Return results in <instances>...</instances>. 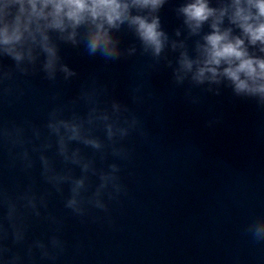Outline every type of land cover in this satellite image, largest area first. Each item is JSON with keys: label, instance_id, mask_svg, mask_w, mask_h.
Listing matches in <instances>:
<instances>
[{"label": "clouds", "instance_id": "1", "mask_svg": "<svg viewBox=\"0 0 264 264\" xmlns=\"http://www.w3.org/2000/svg\"><path fill=\"white\" fill-rule=\"evenodd\" d=\"M166 7L178 21L171 32ZM64 46L106 65L145 58L152 75L170 73L189 105L229 89L264 111V0H0V264H63L70 247L73 259L81 255L83 244H70L65 217L50 208L53 197L80 224L115 228L113 213L130 198L135 142L151 138L143 109L156 93L143 83L120 100L115 82L92 74L65 98L58 86L78 73ZM34 77L54 89L42 118L6 117ZM38 223L46 225L39 234ZM245 232L264 243V215Z\"/></svg>", "mask_w": 264, "mask_h": 264}]
</instances>
